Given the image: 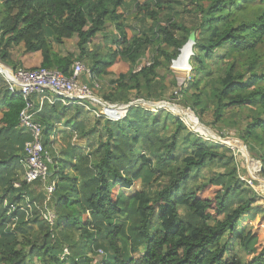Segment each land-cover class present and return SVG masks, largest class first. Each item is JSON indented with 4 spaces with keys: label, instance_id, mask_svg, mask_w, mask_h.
I'll return each mask as SVG.
<instances>
[{
    "label": "trees",
    "instance_id": "1",
    "mask_svg": "<svg viewBox=\"0 0 264 264\" xmlns=\"http://www.w3.org/2000/svg\"><path fill=\"white\" fill-rule=\"evenodd\" d=\"M203 1L190 0L192 8L183 11L198 16L194 28L179 22L166 0H137L140 25L127 22L126 0H0V62L15 69H58L69 76L77 61L91 60L93 77L111 76L105 101L129 103L126 97L134 91L147 102H171L165 96V71L193 37L188 85L195 90L205 85L184 107L200 119L213 106L215 123L229 111L246 112L240 139L246 145L254 141L258 151L252 152L264 169V0H209L207 6ZM98 36L105 41L92 49ZM72 39L78 55L55 49ZM17 47L36 64L15 59ZM151 49L150 61L138 69ZM211 57L228 60V67L207 89L204 80L211 73L205 66ZM61 106L47 104L37 115L52 160L48 183L56 184L51 226L42 216L43 182L23 180L24 144L30 140L20 128L25 101L0 77V264H242L225 259L230 248L221 242L244 216L254 217V211L264 216V209L254 208L257 194L234 177V167L207 181L223 184L213 200L201 194L203 169L216 162L233 166V157L220 152L225 147L200 138L171 113L163 117L133 107L121 121L106 120L104 131H86L82 121H68L69 143L54 152L50 137L56 123L72 108L76 117L84 109ZM78 132L88 138L87 146L71 143ZM25 197L33 202L30 218ZM251 238L255 253L246 264H264L256 231L246 241ZM65 249L69 256L63 259Z\"/></svg>",
    "mask_w": 264,
    "mask_h": 264
},
{
    "label": "rangeland",
    "instance_id": "2",
    "mask_svg": "<svg viewBox=\"0 0 264 264\" xmlns=\"http://www.w3.org/2000/svg\"><path fill=\"white\" fill-rule=\"evenodd\" d=\"M144 1L145 0H138V2H141V3H143ZM166 1L170 3V5L175 7V10L170 11V12L175 13V14L177 13L175 17L179 20V22H181L182 24H185L188 27L196 28V26H198V21H199L197 18L198 16L196 15L191 16L190 14H185L183 12L186 9L188 10L192 8L191 6H189L190 0H166ZM136 2L137 0H126L125 9L126 11H128L126 15L127 17L126 20L130 25H140L139 19L136 18V6H135ZM203 3L204 5L207 6L210 4V1L204 0ZM109 29H111L114 33V29L111 26V24H110ZM128 33L131 34L130 32ZM104 41H105L104 38H102L101 36H98L95 39L92 49L94 47L103 45ZM55 49L57 51H60L62 55H68L70 53L78 55L79 53L74 39L70 41H65V43L62 46L56 45ZM13 51L15 53L14 57H16L17 59L23 56V47L21 48L17 47ZM153 52H154V49H151L149 53L146 54V56H144L141 59L138 69L148 64V62L150 61V57L153 55ZM185 53L187 54L186 58H188V60L190 61V59L193 57V54L191 55L190 54L191 52H189L187 48L181 53L182 57L185 55ZM176 61H174V63L178 65ZM189 61L186 64V66L188 67V72L176 70L175 64L173 62L170 66H167V70L165 71V74H167V88L168 89L165 93V96L171 102L169 101H163V102H167L169 104H172L177 107H181L185 110L191 111L195 115L196 117L195 119L198 120L202 125L206 126V128H208L218 139L213 140V138L202 136L196 133L195 131H193L192 129H190L189 127H187V125L186 127L191 132L199 136L200 138H203L206 141L214 143L215 145H221L225 147V149H220V152L225 153L227 155H231L233 157L232 158L233 166H230L229 168H225L224 166H222V164H220V162H216L211 167L205 168L201 171V174H202L201 181L205 182L206 184L201 194L213 200L215 197L216 191L221 190L223 184L220 182L219 184L213 186V185H209L207 181L214 175L229 174L230 171H232V167H234L236 169V173L234 177L238 178L240 181L244 182L249 187L253 188V190L258 196V198L256 199L254 203V208L264 209V183L262 182L264 181V174H263L264 171H262L263 163L259 159V157L255 156L253 154L254 152H252V149L254 151H258V148L255 145L254 141L251 140L249 141V145H246L243 142V140L240 139V131L241 129H244L246 127V119H244L246 117V112H243L242 110L229 111L223 118L222 123H215L214 117H213V110H214L213 106L210 105L208 109L206 110V112L204 113V115L202 116V118L200 119L192 109L184 107V105H186L187 103H192V101L194 100L193 95L196 93H199L200 90L205 85V83L202 82L199 86V90L190 88V85H188V81L191 80V69H190L191 66L189 65ZM207 62L208 64L207 66H205L206 67L205 73H211V74L207 76L204 81H206L207 83V89H210L212 85L217 83L219 79L222 76H224L225 71L228 67V60L223 63V61L218 60L216 57H211L209 60H207ZM82 63L85 65V67L89 68L91 65V60L90 61L84 60L82 61ZM21 67L22 66H19V68ZM204 77L205 76L203 75L201 76V78L203 79ZM84 79L85 78H83V80ZM110 79H111V76H104V77H101V79L100 78L93 79V81L91 82V85H92L91 87H94V89H96L95 93L99 97L103 98L107 94L108 84L110 82ZM174 82L176 83L175 85L173 84ZM96 84H98L99 87ZM181 88H185L187 90L186 95L179 94L181 92ZM126 98L129 100L128 101L129 103L133 102L134 100H138V98H136V94L134 91L129 93L128 97ZM143 100L145 101V99ZM156 103H159V102H156ZM137 107L149 110L152 113L162 112L163 117H166V116L168 117V113H171L173 116L181 119L167 107L164 109L163 108L152 109V108L146 107L142 103L134 106V108H137ZM59 109L62 110L63 106L59 107ZM76 110H77L76 108L75 109L72 108L69 114L63 118L62 123L64 124L63 125L59 124L57 126V129H59L60 131L64 130L65 133H71L70 131H72V126L69 128V130H67L68 127L66 123L68 121H71L70 123L74 124V122H77V119H78L79 121H82V123L85 126L86 131H88L89 129L91 130L93 128H98L104 131L105 121L108 119L106 118L100 119L98 116L88 111L87 109H82V114L76 117L75 116ZM121 110L125 111L123 109ZM122 111H120V113H122ZM199 111L201 112V110ZM117 115L119 116L118 113ZM163 123L164 121H162V124ZM63 126H65L64 129H63ZM65 133L59 134L58 136L59 139L56 137H54L53 139L52 138L50 139V142L52 141V150H54V152L58 151L59 148L62 147L63 145L65 146L69 143V140L67 139V136L65 135ZM76 134L78 136V139H77L78 143H76V145L83 146V147L87 146L89 143L88 138H86V136L84 137L83 134L81 135L80 132ZM219 137L222 139H228L227 142H230V143L241 144L244 147V149L247 151V154L250 157V159H252L253 163L249 162L245 158L244 153L230 147V145L227 144V142L226 143L220 142ZM137 153L142 154L141 146H139ZM253 169L256 170V173H255L256 178L253 177V175L251 174L252 172H249V171H252ZM134 190L136 191L140 190V185L136 184ZM254 215H255L254 217L250 214L244 216L239 221L236 229L234 230L232 234L225 233L223 235V239L221 243L222 244L228 243L227 245L230 248V251L225 256V259L232 260L234 258H237L241 261L242 264H246L248 261H250L251 257L255 253V243H256L255 242L256 240L252 238L246 241V238L251 231L257 232V235L259 238L257 249L260 251L264 247V216L261 213L256 212V211H254ZM33 238L35 239V237ZM138 256H139L138 254L133 255L134 258H138ZM95 261L97 263H101L102 259L100 257H96Z\"/></svg>",
    "mask_w": 264,
    "mask_h": 264
},
{
    "label": "built area",
    "instance_id": "3",
    "mask_svg": "<svg viewBox=\"0 0 264 264\" xmlns=\"http://www.w3.org/2000/svg\"><path fill=\"white\" fill-rule=\"evenodd\" d=\"M73 73L66 75L58 69L38 67L35 69L12 68L0 62V77L4 78L12 94L19 93L25 101V107L20 114V128L30 135V140L24 144L25 158L22 161L23 180L31 184L41 180L44 185L46 199L43 203V218L51 226L56 220L55 211L50 208V202L56 189V184L48 183L49 164L52 163L49 152L44 146L45 127L37 120V115L45 106L61 104L65 107L79 106L94 113L99 118H106L118 122L126 118L130 108L138 103L151 108L150 102L143 99L134 100L127 104L110 103L99 97L94 87L89 83L96 79L85 65L77 61L73 66ZM83 78L87 79L85 82ZM98 86V84H96ZM99 87V86H98ZM144 101V102H143ZM126 107L124 115L118 116L116 111ZM114 112V113H112ZM55 135H52V139ZM75 135L73 142L76 143ZM20 187V184H15ZM33 205L28 206L31 212ZM26 211V210H25ZM99 255H104L100 250ZM69 256L68 249L64 250L62 258Z\"/></svg>",
    "mask_w": 264,
    "mask_h": 264
},
{
    "label": "bare ground",
    "instance_id": "4",
    "mask_svg": "<svg viewBox=\"0 0 264 264\" xmlns=\"http://www.w3.org/2000/svg\"><path fill=\"white\" fill-rule=\"evenodd\" d=\"M187 48V50L189 52H191L190 50V46H187L183 49V51ZM182 51V52H183ZM186 53L185 55L182 57V55H180V58L179 60L176 61V63L178 65H176L175 63V69L176 70H179V71H186L188 72V67L186 66L187 64V61H188V58H186ZM156 103V102H155ZM152 109H156V108H169L175 115H177L178 117H180L183 122L185 123V125H187V127H189L190 129H192L193 131H195L196 133L202 135V136H205V137H208V138H213V140H217L218 138L209 130L206 128V126L202 125L198 120H196L195 118V115L191 112V111H188V110H185L181 107H177L175 105H172V104H166V103H163L162 105H160L159 103H156L154 105H151L150 106ZM121 109L125 110V111H122ZM168 110V109H167ZM120 111H122V113H120ZM115 112V111H114ZM112 112V113H114ZM126 112V107H120L116 110V113L119 114V116L121 115H124ZM219 141V140H218ZM221 142V141H220ZM227 144L230 145V147L238 150V151H241L242 153H244V156L245 158L249 161V162H252V159H250V157L248 156L247 154V151L244 149V147L241 145V144H237V143H230V142H227ZM255 166V165H254ZM256 169V168H255ZM253 169L252 171H249V172H252L251 174L253 175L254 178H256V170ZM259 174V173H258ZM259 176V175H258ZM258 180V179H257ZM259 181V180H258ZM264 183V181H262Z\"/></svg>",
    "mask_w": 264,
    "mask_h": 264
},
{
    "label": "crops",
    "instance_id": "5",
    "mask_svg": "<svg viewBox=\"0 0 264 264\" xmlns=\"http://www.w3.org/2000/svg\"><path fill=\"white\" fill-rule=\"evenodd\" d=\"M14 53V52H13ZM15 54V53H14ZM15 59H17L16 57H15ZM18 60H19V62H25V64L27 65V66H33V65H35L36 64V58H33V57H29V58H25L24 56H22V57H19L18 58ZM97 79V78H96ZM101 79V78H100ZM87 79H85V81H86ZM86 82H88L89 83V81H86ZM90 85H91V83H90ZM63 121V120H62ZM62 121L60 122V123H56V128H57V126L59 125V124H64V123H62ZM64 127L65 126H63V129H64ZM68 127V126H67ZM69 128L70 127H68V129L67 130H69ZM63 133H65L64 132V130L63 131H60L59 129H56V132L55 133H53L54 135H55V137L56 138H58V136H59V134H63ZM52 134V135H53ZM52 137V136H51ZM51 137H50V139H51ZM59 139V138H58ZM71 143L73 144V145H76V143H78V142H76V143H74L73 142V139H72V141H71ZM51 144H52V141H51ZM51 147H52V145H51ZM83 147V146H82ZM85 147V146H84ZM50 176V175H49ZM17 184V183H16ZM19 184V183H18ZM16 187V186H15ZM16 188H18V187H16ZM44 195L46 196V193H45V189H44ZM32 201H30V199L28 198V197H25V206L24 207H27L28 208V206L29 205H32ZM23 207V209H25ZM26 208V209H27ZM13 210H15V208L13 207L12 208ZM32 215V209H31V212L28 210V212H27V218H30V216Z\"/></svg>",
    "mask_w": 264,
    "mask_h": 264
},
{
    "label": "water",
    "instance_id": "6",
    "mask_svg": "<svg viewBox=\"0 0 264 264\" xmlns=\"http://www.w3.org/2000/svg\"><path fill=\"white\" fill-rule=\"evenodd\" d=\"M194 38L193 37H191L190 38V40H189V42L183 47V49L185 48V47H187V46H190V50H191V55L193 54V51H192V49H193V45H194ZM183 49L181 50V51H183ZM179 58H180V56L178 57V60H179ZM176 61V60H175ZM189 61V60H188ZM187 61V62H188ZM173 63H174V61H173ZM144 102V101H143ZM146 102V101H145ZM152 105H154V104H156V103H154V102H150ZM163 103H166V104H169V103H167V102H159V104L160 105H162ZM138 104H140V103H138ZM170 105V104H169ZM208 129V128H207ZM230 139V138H229ZM219 140L221 141V142H223V143H226L227 142V140L228 139H222V138H220L219 137ZM262 171H264V169H263V166H262Z\"/></svg>",
    "mask_w": 264,
    "mask_h": 264
},
{
    "label": "clouds",
    "instance_id": "7",
    "mask_svg": "<svg viewBox=\"0 0 264 264\" xmlns=\"http://www.w3.org/2000/svg\"><path fill=\"white\" fill-rule=\"evenodd\" d=\"M155 103V102H154Z\"/></svg>",
    "mask_w": 264,
    "mask_h": 264
}]
</instances>
